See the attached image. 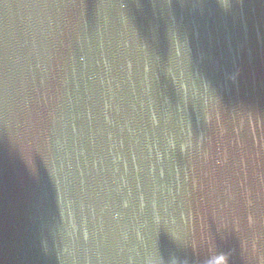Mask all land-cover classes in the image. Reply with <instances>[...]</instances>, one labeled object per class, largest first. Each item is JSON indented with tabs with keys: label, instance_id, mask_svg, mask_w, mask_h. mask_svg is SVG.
<instances>
[{
	"label": "water",
	"instance_id": "water-1",
	"mask_svg": "<svg viewBox=\"0 0 264 264\" xmlns=\"http://www.w3.org/2000/svg\"><path fill=\"white\" fill-rule=\"evenodd\" d=\"M0 264H264V0H0Z\"/></svg>",
	"mask_w": 264,
	"mask_h": 264
}]
</instances>
